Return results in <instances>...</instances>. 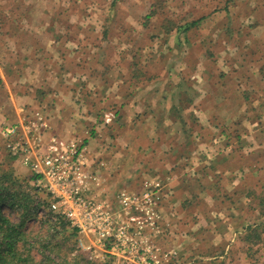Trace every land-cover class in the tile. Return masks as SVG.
Returning a JSON list of instances; mask_svg holds the SVG:
<instances>
[{
  "label": "rangeland",
  "instance_id": "rangeland-1",
  "mask_svg": "<svg viewBox=\"0 0 264 264\" xmlns=\"http://www.w3.org/2000/svg\"><path fill=\"white\" fill-rule=\"evenodd\" d=\"M1 70L0 129L39 111L46 138L81 142L86 197L136 194L162 264H264V190L239 176L264 122V0H0ZM2 171L44 201L0 134ZM38 211L25 264H134Z\"/></svg>",
  "mask_w": 264,
  "mask_h": 264
},
{
  "label": "built area",
  "instance_id": "built-area-1",
  "mask_svg": "<svg viewBox=\"0 0 264 264\" xmlns=\"http://www.w3.org/2000/svg\"><path fill=\"white\" fill-rule=\"evenodd\" d=\"M111 116L107 114L105 121L109 122ZM46 127L45 117L37 111L34 121L20 120L0 129L11 154L31 171L37 189L49 197L47 208L41 206L38 212L53 222L62 219L81 237L93 239V247L111 256L134 264H162L168 254L161 256L152 238L144 232L152 213H136L143 212L139 197L121 192L118 210L107 200L87 198L97 178L89 169L85 147L73 139L55 135L46 138L42 132Z\"/></svg>",
  "mask_w": 264,
  "mask_h": 264
},
{
  "label": "trees",
  "instance_id": "trees-1",
  "mask_svg": "<svg viewBox=\"0 0 264 264\" xmlns=\"http://www.w3.org/2000/svg\"><path fill=\"white\" fill-rule=\"evenodd\" d=\"M196 22H192L195 25ZM31 178H36L31 173ZM43 193V192H41ZM44 201L35 200L29 190L22 188V182L10 173H0V264H25V258L18 250V244L24 242L26 223L35 218L36 211L49 203V197L43 193ZM264 203V198L260 201ZM18 213V221L12 220L5 209ZM61 222V226H65ZM73 233L76 231L72 229ZM256 232L255 228H251ZM260 239V238H259Z\"/></svg>",
  "mask_w": 264,
  "mask_h": 264
},
{
  "label": "crops",
  "instance_id": "crops-1",
  "mask_svg": "<svg viewBox=\"0 0 264 264\" xmlns=\"http://www.w3.org/2000/svg\"><path fill=\"white\" fill-rule=\"evenodd\" d=\"M1 71H0V77H5L4 71L3 70H1ZM257 123H260V125L258 128V131H256L257 135L255 137V140H252L251 138L246 137L249 141H251V144L255 143V148H253L249 154L250 163L255 164V166H252L251 164H247L245 166V169L243 170L244 173H239V176L241 177L242 184H243L241 186V187H243L242 191L245 190V182H246V184L247 183L250 184V180L253 176H259L258 180L261 181L258 183L256 182L257 185H255L254 189L258 188V192L264 190V182H262V178H264V122L258 121V122L251 123V125L255 126V125H257ZM257 186H259L260 189ZM233 190L236 191V188L234 187ZM246 190L249 192L250 188H248ZM258 204H260L259 208L264 207V203L258 202ZM195 225L196 224H194V226ZM194 234H195V232H194Z\"/></svg>",
  "mask_w": 264,
  "mask_h": 264
}]
</instances>
